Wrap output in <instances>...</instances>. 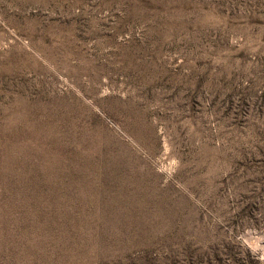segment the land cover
Returning <instances> with one entry per match:
<instances>
[{"label": "rangeland", "instance_id": "rangeland-1", "mask_svg": "<svg viewBox=\"0 0 264 264\" xmlns=\"http://www.w3.org/2000/svg\"><path fill=\"white\" fill-rule=\"evenodd\" d=\"M0 264H264V0H0Z\"/></svg>", "mask_w": 264, "mask_h": 264}]
</instances>
